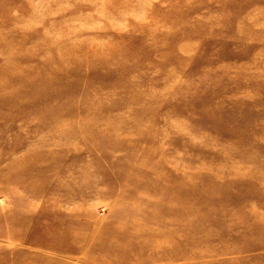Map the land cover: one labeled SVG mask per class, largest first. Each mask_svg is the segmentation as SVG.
<instances>
[{"label": "rangeland", "instance_id": "rangeland-1", "mask_svg": "<svg viewBox=\"0 0 264 264\" xmlns=\"http://www.w3.org/2000/svg\"><path fill=\"white\" fill-rule=\"evenodd\" d=\"M0 264H264V0H0Z\"/></svg>", "mask_w": 264, "mask_h": 264}, {"label": "bare ground", "instance_id": "bare-ground-1", "mask_svg": "<svg viewBox=\"0 0 264 264\" xmlns=\"http://www.w3.org/2000/svg\"><path fill=\"white\" fill-rule=\"evenodd\" d=\"M99 107V106H98ZM98 118V117H97ZM65 120V119H64ZM65 122V121H64ZM59 249H62V248H59ZM69 249V248H68ZM67 250V249H66ZM70 250V249H69Z\"/></svg>", "mask_w": 264, "mask_h": 264}]
</instances>
